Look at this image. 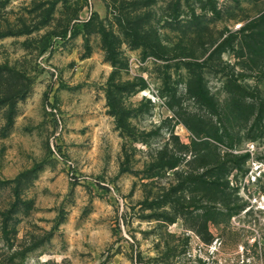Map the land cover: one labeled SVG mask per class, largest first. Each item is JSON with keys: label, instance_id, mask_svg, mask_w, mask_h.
Masks as SVG:
<instances>
[{"label": "rangeland", "instance_id": "rangeland-1", "mask_svg": "<svg viewBox=\"0 0 264 264\" xmlns=\"http://www.w3.org/2000/svg\"><path fill=\"white\" fill-rule=\"evenodd\" d=\"M263 99L264 0H0V264H264Z\"/></svg>", "mask_w": 264, "mask_h": 264}, {"label": "trees", "instance_id": "trees-1", "mask_svg": "<svg viewBox=\"0 0 264 264\" xmlns=\"http://www.w3.org/2000/svg\"><path fill=\"white\" fill-rule=\"evenodd\" d=\"M259 104H260V108L262 110L261 112L263 114L264 113V99L261 100ZM190 127L192 128V131L196 132V134H198V135L202 134L201 129H198L199 131H195V128H197V127H195V125H192ZM205 133L207 134L208 137L214 138L215 140H217V138H218L217 135H215L213 133V131H208V133L207 132H205ZM226 137H230V136L226 135ZM231 168L241 169V165L240 164H236V165L232 166ZM226 170H227L228 173L230 172L229 168H227ZM228 184H229V181H228L227 185Z\"/></svg>", "mask_w": 264, "mask_h": 264}]
</instances>
